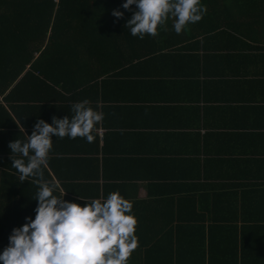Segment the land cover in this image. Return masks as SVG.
Wrapping results in <instances>:
<instances>
[{"label": "crops", "instance_id": "1", "mask_svg": "<svg viewBox=\"0 0 264 264\" xmlns=\"http://www.w3.org/2000/svg\"><path fill=\"white\" fill-rule=\"evenodd\" d=\"M220 10L209 27L234 33L188 40L159 26L156 40H142V63L122 65L141 53H130L138 44L125 41L104 59L111 73L97 83L75 88L96 74L95 62L89 74L73 76L71 92L24 87L9 103V93L0 95L27 135L38 118L68 116L85 98L103 113L91 143L52 136L46 170L68 191L66 200L83 205L79 196L106 198L118 190L133 214L150 219L149 228L135 231L128 264H209V242L222 247L226 237H238L232 248L244 247L246 264H264L250 212L238 210L233 230L193 227L201 218L231 216L234 204L264 214V6ZM8 121L0 109V158L11 165L8 143L24 138L9 131Z\"/></svg>", "mask_w": 264, "mask_h": 264}, {"label": "trees", "instance_id": "2", "mask_svg": "<svg viewBox=\"0 0 264 264\" xmlns=\"http://www.w3.org/2000/svg\"><path fill=\"white\" fill-rule=\"evenodd\" d=\"M122 3L123 0H0V95L9 93L4 102H11L15 92L24 87L52 91H58L60 88L59 91L71 92L67 85L70 86L73 76L76 77V73L89 74L95 62H98L96 74L77 81L75 88L97 83L111 73V69L106 66L107 60L104 59L108 57L112 60L114 51L128 40L138 44L131 45L129 52L140 50L141 53L131 55L135 57L128 58L122 65L131 67L134 63H142V40L146 35L139 39L132 36L124 27L135 6H131V10H124L120 7ZM201 3L205 7L202 18L196 23L186 25L180 34H176L172 29L174 18L167 19L161 27H171L178 38L188 40L208 37L220 31L231 34L234 32L209 27L215 26L216 21L223 15L221 8L264 6V0H201ZM114 9L122 11L124 16L120 19L114 17L112 15ZM147 36V39L151 40L157 38ZM122 51L123 48L119 50ZM0 109L10 122L6 125L9 124L14 129L9 131H20L10 112L2 105ZM103 133L104 131L100 130L101 136ZM44 176L46 179H53L48 170H45ZM35 193L36 185L27 180L19 182L18 173L11 167L9 161L0 158V250L7 245L13 227L25 223L26 216L34 218V209L37 205L34 200ZM234 205L230 208L231 216L227 215L222 219L210 217L205 218V221L201 218L199 219L201 225L195 221L193 227L201 232L206 230L211 232L213 228L233 230L236 219L239 218L237 212L241 209L242 213L250 212L254 216V230L257 232L258 240L264 242L262 211L254 215L248 206L240 205V208L239 204H236V207ZM135 217L136 230L139 225L142 228L146 225L150 227L148 224L150 219L146 221L142 214ZM202 222L209 223L208 228L202 226ZM237 240L238 237H226L220 247L211 239L207 263L249 262L244 247L241 249L240 245H237L235 250L232 248L234 241ZM262 247L264 245L258 241L255 252L259 253L258 250H262ZM250 261L252 263L251 259Z\"/></svg>", "mask_w": 264, "mask_h": 264}, {"label": "clouds", "instance_id": "3", "mask_svg": "<svg viewBox=\"0 0 264 264\" xmlns=\"http://www.w3.org/2000/svg\"><path fill=\"white\" fill-rule=\"evenodd\" d=\"M131 11L124 27L139 39L155 36L159 26L169 18L172 29L180 34L186 25L198 22L205 12L201 0H123L120 7ZM112 15L124 16L119 9ZM103 113L85 98L71 105V114L52 117L51 123L37 119L30 135L8 143L11 167L19 182L36 185L35 216L13 227L7 245L0 250V264H128L138 246L135 234L137 219L132 204L120 192H109L106 198H83V205L64 199L68 192L53 180L46 179L52 136L59 139L83 138L91 143L94 128ZM59 193V194H57Z\"/></svg>", "mask_w": 264, "mask_h": 264}]
</instances>
